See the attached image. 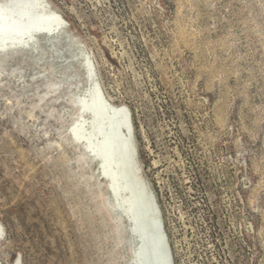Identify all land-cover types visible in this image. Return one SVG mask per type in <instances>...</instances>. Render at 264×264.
<instances>
[{"label": "rangeland", "instance_id": "rangeland-1", "mask_svg": "<svg viewBox=\"0 0 264 264\" xmlns=\"http://www.w3.org/2000/svg\"><path fill=\"white\" fill-rule=\"evenodd\" d=\"M45 1L56 39L0 52V264H134L131 223L72 136L79 49L131 113L174 264H264V0Z\"/></svg>", "mask_w": 264, "mask_h": 264}, {"label": "bare ground", "instance_id": "bare-ground-1", "mask_svg": "<svg viewBox=\"0 0 264 264\" xmlns=\"http://www.w3.org/2000/svg\"><path fill=\"white\" fill-rule=\"evenodd\" d=\"M9 3H0V52L27 48L43 40L54 41L65 27L64 18L45 0H10ZM79 52L84 58L82 67L90 89L88 96L78 100L80 118L72 128V136L99 160L101 174L108 182L116 208L122 210L131 223L136 242L134 264H169L165 258L156 257L155 261L150 258L149 246L156 252L154 242L159 240L150 231L154 222L163 224V235L174 264L162 211L138 161L131 113L128 108H118L107 100L94 61L82 49ZM3 235L0 226V237Z\"/></svg>", "mask_w": 264, "mask_h": 264}, {"label": "water", "instance_id": "water-1", "mask_svg": "<svg viewBox=\"0 0 264 264\" xmlns=\"http://www.w3.org/2000/svg\"><path fill=\"white\" fill-rule=\"evenodd\" d=\"M150 231L154 235L155 238L157 237L159 239L158 242H156V241L154 242V243H156L155 245H157V251L156 252L153 251L152 246L151 247L149 246V248H150L149 250L151 252L150 258L153 259L154 261L156 260V257H158L161 260H163L165 258V259H167L169 264H173L172 263L171 250L169 248V245H167V239L163 235L164 232H163L162 222H161V225L157 222L152 223Z\"/></svg>", "mask_w": 264, "mask_h": 264}]
</instances>
